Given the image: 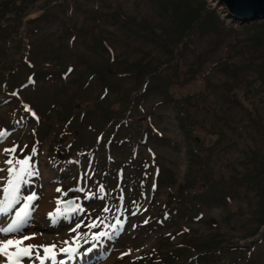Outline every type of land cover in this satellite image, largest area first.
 I'll list each match as a JSON object with an SVG mask.
<instances>
[{"label":"rangeland","instance_id":"1","mask_svg":"<svg viewBox=\"0 0 264 264\" xmlns=\"http://www.w3.org/2000/svg\"><path fill=\"white\" fill-rule=\"evenodd\" d=\"M227 16L215 0H0V202L10 167L32 173L0 227L28 216L0 236L37 245L21 264L40 246L43 264H264V22ZM180 183L202 203L170 209Z\"/></svg>","mask_w":264,"mask_h":264},{"label":"snow or ice","instance_id":"2","mask_svg":"<svg viewBox=\"0 0 264 264\" xmlns=\"http://www.w3.org/2000/svg\"><path fill=\"white\" fill-rule=\"evenodd\" d=\"M25 109L28 110L27 106H25ZM33 115H35L33 113ZM5 133L0 132V137H3ZM5 151H11L15 152V148L11 150H5ZM35 151V150H34ZM9 165L13 164V160L9 159L6 161ZM17 164L20 165L19 169L10 167L7 171L12 175V179L8 180L9 187L4 189V192L7 194L5 196V200L8 201L7 206L4 205V202H0V212H7L13 203L18 202V193L20 191V184L23 181V176L25 174L32 175L30 171H28V161L22 160L17 161ZM57 191H60V189H57ZM26 201H33L36 199L35 193L32 195L26 196L24 198ZM30 207L29 203H25L24 207L16 212V218L12 220L11 224L6 228H0V232H3L5 234L13 233L19 230L20 224L22 221L25 220V217L28 216L27 209ZM79 227V225H78ZM31 239L29 236H23L22 239H6V240H0V255L7 256L8 257V264H21V261L24 257L31 258L33 255V249L37 247V245L34 244H28L27 246H23V241ZM15 247V252H10L9 249ZM43 248V251L45 253L44 257L39 256V252L36 253V258L41 260V264L45 260H51L55 259V256L52 254V247L48 246H40ZM62 251H68V249H62Z\"/></svg>","mask_w":264,"mask_h":264},{"label":"water","instance_id":"3","mask_svg":"<svg viewBox=\"0 0 264 264\" xmlns=\"http://www.w3.org/2000/svg\"><path fill=\"white\" fill-rule=\"evenodd\" d=\"M226 8L227 17L239 25L264 22V0H215ZM210 11H214L209 8ZM208 10V11H209ZM72 196L60 202L64 212H74L76 206Z\"/></svg>","mask_w":264,"mask_h":264},{"label":"trees","instance_id":"4","mask_svg":"<svg viewBox=\"0 0 264 264\" xmlns=\"http://www.w3.org/2000/svg\"><path fill=\"white\" fill-rule=\"evenodd\" d=\"M178 19H180V17H177L176 18V21H178ZM256 25H258V24H256ZM260 25V24H259ZM178 26H179V24L178 25H176L175 27H176V29H178ZM174 31H176L175 29H174ZM178 33V32H177ZM180 33V32H179ZM185 125L184 124H182L181 123V129H183V130H185ZM189 151H190V149H189ZM196 154H195V151L192 149L191 150V153H187L186 154V159H188V165H187V167H189V169L191 168V166L192 165H194V164H196V161L194 160L197 156H195ZM186 186H188V185H184L183 186V183H180L178 186H177V190H176V192H175V194H170V196L167 198L168 200H169V202L171 203V205L169 206V208L170 209H173L174 211H181L182 209H181V206H184L183 205V202L185 201L186 203L187 202H191L192 203V201L195 203V206H197L198 205V203L199 204H201L202 203V201L203 200H201L200 198H198V196H201V193H199V195H190L189 193L191 192V191H187L186 189ZM192 191H194L195 193H196V191L195 190H193V189H191ZM198 193H196V194H198ZM181 196H183V198L181 197ZM187 197L188 198H190V200H185V199H187ZM187 206V205H186ZM185 207V206H184ZM263 216H264V214H263ZM263 219H264V217H263Z\"/></svg>","mask_w":264,"mask_h":264},{"label":"bare ground","instance_id":"5","mask_svg":"<svg viewBox=\"0 0 264 264\" xmlns=\"http://www.w3.org/2000/svg\"><path fill=\"white\" fill-rule=\"evenodd\" d=\"M6 222V221H5ZM3 224V223H2ZM5 224V223H4ZM1 228V227H0ZM28 235V234H27ZM21 237V236H20ZM16 239V238H15ZM0 240H6L5 238L1 237L0 236ZM30 240V239H29ZM24 243V242H23ZM27 243V242H26ZM30 243V242H29ZM27 246V244H26ZM10 252H15L16 249L15 247H12L9 249ZM0 262H6L8 264V257L7 256H3V255H0ZM57 263V262H56ZM49 264V263H48Z\"/></svg>","mask_w":264,"mask_h":264}]
</instances>
